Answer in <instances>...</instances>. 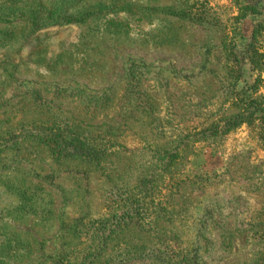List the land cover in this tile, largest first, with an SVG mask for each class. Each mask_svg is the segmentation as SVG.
<instances>
[{
  "label": "rangeland",
  "instance_id": "rangeland-1",
  "mask_svg": "<svg viewBox=\"0 0 264 264\" xmlns=\"http://www.w3.org/2000/svg\"><path fill=\"white\" fill-rule=\"evenodd\" d=\"M200 1L0 0V264H264L261 141L212 136L264 16ZM71 125L98 159L43 143Z\"/></svg>",
  "mask_w": 264,
  "mask_h": 264
},
{
  "label": "trees",
  "instance_id": "trees-1",
  "mask_svg": "<svg viewBox=\"0 0 264 264\" xmlns=\"http://www.w3.org/2000/svg\"><path fill=\"white\" fill-rule=\"evenodd\" d=\"M209 0H202L201 4L205 7ZM236 7L242 19L246 16H264V0H234ZM185 9H179V12L174 14L177 16H183ZM192 15L191 20L197 24L203 22V15L208 16L207 10H201L199 13L189 12ZM264 27V21L254 27L251 39L245 44L242 57L237 58L234 55L233 50L235 45L232 46V67L229 69V76L233 77L235 82H238L243 77V65L247 64L250 70L255 73L254 82L252 84L244 83L238 94H243L242 98L237 100L239 111L234 115L224 118L217 122L216 129L213 128L214 133L212 136H224L230 131L235 130L242 125L254 128L261 141L262 149L264 150V97L259 94L258 88L260 83V77L264 71V62L262 57L258 54L255 40L257 35L261 33ZM230 57V56H229ZM212 129V127H211ZM58 133L54 136H50L45 129L41 131V135L44 137L43 143L51 148L52 152H55L63 158L69 159H86L96 160L100 155L94 151V146L87 137L82 135L77 130L75 125L67 126L65 129H58ZM210 132V127L207 130ZM51 137V138H50Z\"/></svg>",
  "mask_w": 264,
  "mask_h": 264
}]
</instances>
